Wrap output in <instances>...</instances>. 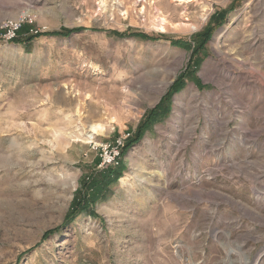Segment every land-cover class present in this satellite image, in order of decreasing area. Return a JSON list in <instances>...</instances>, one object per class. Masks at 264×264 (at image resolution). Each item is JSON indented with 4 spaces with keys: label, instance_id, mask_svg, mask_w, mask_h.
<instances>
[{
    "label": "rangeland",
    "instance_id": "obj_1",
    "mask_svg": "<svg viewBox=\"0 0 264 264\" xmlns=\"http://www.w3.org/2000/svg\"><path fill=\"white\" fill-rule=\"evenodd\" d=\"M142 6L0 0V264H264V0Z\"/></svg>",
    "mask_w": 264,
    "mask_h": 264
},
{
    "label": "bare ground",
    "instance_id": "obj_2",
    "mask_svg": "<svg viewBox=\"0 0 264 264\" xmlns=\"http://www.w3.org/2000/svg\"><path fill=\"white\" fill-rule=\"evenodd\" d=\"M142 2L144 3V6H142V8L140 9V13L149 14L152 11H154L155 14L157 15L155 17V19L152 20L154 26H156L160 30H164L165 31V29H167V27L170 25V21H168V19L164 15L165 10H170V7H171L173 9V13H175L174 10L177 9V8L174 6V3L178 2V3L182 4V3H185L186 0H142ZM165 2L167 4H165ZM159 3L160 4L164 3L163 5H165V6L164 7L163 6L159 7ZM76 95H81V93L79 92V94L77 93ZM103 122H101L99 124L100 128L109 127L110 129H112V124L120 123L119 120L117 118H115V117H113L112 119H107L106 123H103ZM116 125H118V124H116ZM88 142H91V141H88Z\"/></svg>",
    "mask_w": 264,
    "mask_h": 264
},
{
    "label": "built area",
    "instance_id": "obj_3",
    "mask_svg": "<svg viewBox=\"0 0 264 264\" xmlns=\"http://www.w3.org/2000/svg\"><path fill=\"white\" fill-rule=\"evenodd\" d=\"M14 34H15V33H13V32H9V37H10V38H13V37H14ZM105 160H106L107 162H111L112 157H110V155H106Z\"/></svg>",
    "mask_w": 264,
    "mask_h": 264
},
{
    "label": "trees",
    "instance_id": "obj_4",
    "mask_svg": "<svg viewBox=\"0 0 264 264\" xmlns=\"http://www.w3.org/2000/svg\"><path fill=\"white\" fill-rule=\"evenodd\" d=\"M148 123H146V125H147ZM145 126H141V128H144ZM82 202V200H80L79 201V203H81ZM75 211V210H74ZM71 217H73V215L71 216Z\"/></svg>",
    "mask_w": 264,
    "mask_h": 264
}]
</instances>
